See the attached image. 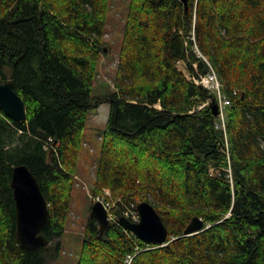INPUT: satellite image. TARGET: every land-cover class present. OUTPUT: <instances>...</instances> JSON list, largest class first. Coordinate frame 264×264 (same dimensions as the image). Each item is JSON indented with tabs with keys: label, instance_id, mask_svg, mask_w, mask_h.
Returning <instances> with one entry per match:
<instances>
[{
	"label": "trees",
	"instance_id": "16d2710c",
	"mask_svg": "<svg viewBox=\"0 0 264 264\" xmlns=\"http://www.w3.org/2000/svg\"><path fill=\"white\" fill-rule=\"evenodd\" d=\"M108 11L109 0H0V82L11 81L26 114L16 122L0 111V264L59 257L87 115L103 102L92 195L107 189L116 215L149 203L167 244H144L115 223L100 236L88 219L76 264H264V0H188L187 9L129 0L114 90L96 96ZM178 62L190 76L217 75L230 103L227 141L213 94ZM18 165L49 207V244L32 251L16 239ZM195 217L204 229L184 236Z\"/></svg>",
	"mask_w": 264,
	"mask_h": 264
},
{
	"label": "water",
	"instance_id": "95a60500",
	"mask_svg": "<svg viewBox=\"0 0 264 264\" xmlns=\"http://www.w3.org/2000/svg\"><path fill=\"white\" fill-rule=\"evenodd\" d=\"M187 9L188 0H179ZM214 116L217 115V104L210 106ZM0 111L9 119L21 122L25 120V107L22 99L12 89L11 81L0 82ZM16 213V239L23 250L32 251L49 244L43 234L49 224V207L43 196L36 178L25 165L12 169L11 183ZM137 211L140 221L132 224L125 218L119 219V225L132 232L140 241L162 247L167 244L168 232L160 216L147 202L138 204ZM89 218L95 219L99 225V235L102 236L109 226L106 212L100 203H95L90 209ZM204 222L193 218L185 228L183 235L191 236L201 232Z\"/></svg>",
	"mask_w": 264,
	"mask_h": 264
},
{
	"label": "rangeland",
	"instance_id": "374dc122",
	"mask_svg": "<svg viewBox=\"0 0 264 264\" xmlns=\"http://www.w3.org/2000/svg\"><path fill=\"white\" fill-rule=\"evenodd\" d=\"M129 0H109L103 42L106 45L97 64L93 82V94L107 95L114 90L113 78L117 66L118 48L122 38L123 26ZM182 68V65H180ZM109 103L103 102L89 111L82 138L77 171L73 177V191L64 235L59 240V257L49 264H76L82 244L84 226L89 219L90 209L96 198L92 195L96 160L99 153L100 138L109 115ZM96 196V195H95ZM108 193L101 194L102 198ZM111 202V201H110ZM117 201H113V206Z\"/></svg>",
	"mask_w": 264,
	"mask_h": 264
},
{
	"label": "built area",
	"instance_id": "2783aa9c",
	"mask_svg": "<svg viewBox=\"0 0 264 264\" xmlns=\"http://www.w3.org/2000/svg\"><path fill=\"white\" fill-rule=\"evenodd\" d=\"M194 83L197 85H201L204 88L215 92L218 98V103H219V107L220 110L222 111L226 106H229V101L222 96L221 92H220V84L216 78V75L212 72L211 74H207L205 76L200 77L198 80L193 79ZM220 124L217 125V127H221L223 130L225 129V124H224V119L222 114L220 115ZM107 193V192H106ZM96 201H99L103 204L106 212L108 213V219L109 221H111L112 223H117L118 221V216L116 215V213L113 212L114 208L116 207V203L115 206H113V202L107 201L105 198H99L97 197L95 199ZM133 207V206H132ZM123 217L127 218L129 221L133 222V223H137L139 221V215L137 213V211L135 210H126L122 213ZM127 262L129 263L132 259V256H128L127 257Z\"/></svg>",
	"mask_w": 264,
	"mask_h": 264
},
{
	"label": "bare ground",
	"instance_id": "6f19581e",
	"mask_svg": "<svg viewBox=\"0 0 264 264\" xmlns=\"http://www.w3.org/2000/svg\"><path fill=\"white\" fill-rule=\"evenodd\" d=\"M143 247V246H142Z\"/></svg>",
	"mask_w": 264,
	"mask_h": 264
}]
</instances>
